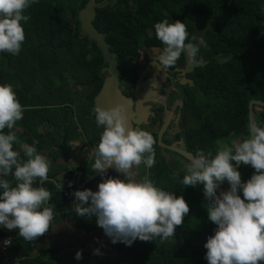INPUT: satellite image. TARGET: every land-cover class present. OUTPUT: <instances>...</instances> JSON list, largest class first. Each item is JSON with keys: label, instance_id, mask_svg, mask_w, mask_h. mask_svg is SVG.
Here are the masks:
<instances>
[{"label": "trees", "instance_id": "trees-1", "mask_svg": "<svg viewBox=\"0 0 264 264\" xmlns=\"http://www.w3.org/2000/svg\"><path fill=\"white\" fill-rule=\"evenodd\" d=\"M88 1L38 0L31 4L25 11L30 20L22 21L26 39L20 53H0V84L11 83L24 108L23 118L18 121L22 133L17 136L29 145L38 140L35 144L38 153L50 161L48 181L43 185L37 182L34 186H43L51 192L49 204L54 205V220L68 216L82 229L95 227L97 218L77 216L71 206V201L75 202L74 192L97 191L102 181L96 179L80 188L69 173L65 176H71V180L59 191L56 188L59 183L54 178L66 170L55 163L60 153L65 157L71 153L69 144L82 136L86 144L94 148L103 131L97 126L93 112V98L101 85L98 79L102 57L95 45L87 48V39L81 34L77 20L78 12ZM97 2L105 7L96 10L93 26L106 35L105 41L116 55L125 78L130 76V68L139 59V49L146 41L163 47L155 35L157 22L180 20L185 23L188 36L194 33L191 22L197 21L199 26L208 28L207 45L200 52L209 65L202 73L204 76L198 78V86L207 101L197 104L191 97L185 100L183 144L193 156L199 151L215 154L216 141L232 146L248 136V103L251 100L264 102V0ZM177 63L182 64L181 57ZM74 86H79V92ZM255 108L253 120L264 126V117L257 115ZM258 108L264 110V107ZM197 111L203 113V119L191 126L192 114L199 113ZM45 125L52 127L51 132L39 133L38 129ZM63 147H66L64 151ZM154 148L156 162L151 168L142 164L144 176L157 187L183 195L190 212L168 240L137 238L131 246L113 243L106 253L114 257L111 259L105 253L100 256L99 264H208L204 245L215 234L217 225L208 219L203 185L185 188L180 183L184 165L178 159L182 158L170 152L171 159L166 162L157 143ZM238 171L242 182H247L255 172L243 163ZM174 172L180 175L174 177ZM7 179L15 185L11 176ZM223 187V184L219 186ZM239 195L243 198L242 189ZM3 229L6 228L0 225V237H11V251L19 264H49L39 256H31L46 234L26 241L19 236V230L6 232Z\"/></svg>", "mask_w": 264, "mask_h": 264}, {"label": "clouds", "instance_id": "clouds-1", "mask_svg": "<svg viewBox=\"0 0 264 264\" xmlns=\"http://www.w3.org/2000/svg\"><path fill=\"white\" fill-rule=\"evenodd\" d=\"M33 3L38 0H0V53H20L26 39L22 21L30 20L25 11ZM154 27L156 38L164 45L155 61L161 70L173 68L182 54L197 57L198 45L186 43L188 32L184 22L169 23L164 19ZM23 112L13 85L0 84V225L9 230L19 229L20 237L32 241L49 232L54 205L49 204L48 189L34 186L48 181L49 159L38 153L35 147L38 140L29 145L13 131ZM93 112L97 126L103 131L98 145L89 154L94 159L92 169L99 170L103 177L108 169L114 168L124 179L104 178L97 191L76 190L73 205L77 216H95L98 226L113 243L131 246L137 238L168 240L183 225L190 207L183 195L155 186L147 175L137 179L141 164L151 168L156 162L155 137L148 130L129 126L124 104L110 109L96 105ZM216 144L215 154L199 151L181 169L184 175L180 183L185 188L195 187L198 182L203 185L208 219L217 225L215 234L204 245L206 259L208 264H262L264 126L251 120L248 136L241 142L228 146L218 140ZM241 162L255 170L247 182H242L236 167ZM179 175L173 173L174 177ZM9 176L15 181L14 186L7 179ZM225 180L230 190L217 195V188ZM62 186L56 184L59 191ZM241 189L243 198L239 195ZM8 244L10 241H5ZM75 258L82 259V253L77 252Z\"/></svg>", "mask_w": 264, "mask_h": 264}, {"label": "flooded vegetation", "instance_id": "flooded-vegetation-1", "mask_svg": "<svg viewBox=\"0 0 264 264\" xmlns=\"http://www.w3.org/2000/svg\"><path fill=\"white\" fill-rule=\"evenodd\" d=\"M199 28L205 31V44L200 49H198L197 57L195 59H190L193 62L202 63L204 65L192 67V70L190 72L186 71L184 54L181 55L182 64L176 63L173 68H169L166 71L161 70L160 67L155 64V61L156 58L161 54L164 45L162 44L163 47L159 48L156 47L152 41L150 48L144 50L139 49L140 57L137 62H134L133 66H131L130 76L128 78H125L121 74L120 68L118 66V88L125 98H132V111L136 103L133 96L136 92V87L137 85H139L138 83L141 79L138 101H141H139V103L141 104L142 108H144L143 116L146 118L144 120L142 118L141 122L146 123L139 128L150 131L155 137L157 143V134L166 118L170 116V124L163 135L162 141L167 146H175L176 148L184 150L188 153L190 152L183 144L184 134L186 130V124L183 121V114L186 110L185 100L191 97L197 104H202L204 101H207L206 95L198 86V78L200 76H204L202 73L204 69H206V67L209 65V61L205 59L200 52L202 48L207 45L205 35L208 28L201 26H199ZM193 31V36L191 35L192 33H190L188 36L190 39H188L186 43H196V39L194 41L192 40V37H196L197 35L194 27ZM140 61L145 62L141 67L139 66ZM103 67L104 65L102 63L99 71L100 79H98L101 81V85L103 83V80L107 76L106 72L101 74V70L103 69ZM189 82H191V85L188 84ZM171 94H173L172 98H169ZM202 114V112H193L191 117V126L196 125L203 119ZM179 161H182L184 163L183 165L188 164L184 159L179 158L178 162Z\"/></svg>", "mask_w": 264, "mask_h": 264}, {"label": "water", "instance_id": "water-1", "mask_svg": "<svg viewBox=\"0 0 264 264\" xmlns=\"http://www.w3.org/2000/svg\"><path fill=\"white\" fill-rule=\"evenodd\" d=\"M105 7L104 4L98 3L97 0H89L84 7L78 12L77 20L79 22V29L82 35H84L87 39L88 45L87 48H91L93 45L99 50L101 57H102V63L104 65L103 69L101 70V74L105 73L107 76L103 80V83L101 85V88L98 92V94L93 98V108L96 105H99L103 108L110 109L112 107H115L117 104H124L127 108V114L129 117L128 123L130 127H140L146 122H141V119H146L143 116L144 108H142L141 104L138 101V95L141 85V79L139 81V85L136 87V92L134 94V99L136 101L135 107L132 111V98L127 99L125 98L118 86V63L116 60V55L112 54L110 52V46L106 43V35L98 32L94 26L93 21L96 17V10L101 9ZM192 26L196 30V43L195 45H198V49H200L204 44V30H201L198 26V22L194 21L192 22ZM201 40L203 43H201ZM185 62H186V71L190 72L192 70V67L202 66L204 64L193 62L191 61L190 57L185 53ZM191 85V82L188 83ZM141 102V101H140ZM255 107H264V102L257 101V100H251L248 103V124L251 120L254 118V108ZM170 116L166 118L165 122L162 124L158 134H157V147L160 150L161 156L165 159L166 162H168L170 158V152L177 154L182 159L187 161L188 163L191 162V158H193V155L191 153H188L184 150H181L179 148H176L175 146H167L163 141V135L166 132L169 122H170ZM62 144H64V140L62 141ZM66 148L63 147V151ZM242 163V162H241ZM240 164L236 165L237 170L240 167ZM92 169V167H91ZM118 173L114 168H110L107 171V174L102 177L101 172L99 170L93 171L90 178L85 182V184L89 182H94L96 179H99L102 181L104 178H109L114 176ZM78 181V180H77ZM199 182L197 183V185ZM231 188L230 184L226 191H229ZM225 191V192H226ZM222 191L217 188V195H220Z\"/></svg>", "mask_w": 264, "mask_h": 264}, {"label": "crops", "instance_id": "crops-1", "mask_svg": "<svg viewBox=\"0 0 264 264\" xmlns=\"http://www.w3.org/2000/svg\"><path fill=\"white\" fill-rule=\"evenodd\" d=\"M21 133L22 132H16V134ZM68 147L71 153L67 157L62 156L60 153L55 163V166H63L66 170L57 175L54 180L66 186L69 180H71V176L67 178L65 175L72 173V181L80 186V188H83L84 185H86L85 182L93 173V169L90 168L92 170L91 175L88 179L84 177L86 166H92V162L94 161L92 157L89 158V154L93 148H90L85 141L81 142L80 139L77 142L69 144ZM137 171V179H142L144 177L142 164ZM71 206L72 210H74L73 201H71ZM3 230L8 232L19 229L9 230L6 228ZM97 237L98 232L95 227L82 229L68 216L63 218L56 217L51 223L49 232L46 233L44 239L40 244L34 247L31 256H39L49 264H93V261H97L96 264H99L102 258L95 253L94 249ZM77 252L82 253V259L77 260L75 258ZM106 254L111 257V253ZM12 257L14 258V256ZM15 261L19 264L17 259H15ZM0 264H2L1 256Z\"/></svg>", "mask_w": 264, "mask_h": 264}, {"label": "built area", "instance_id": "built-area-1", "mask_svg": "<svg viewBox=\"0 0 264 264\" xmlns=\"http://www.w3.org/2000/svg\"><path fill=\"white\" fill-rule=\"evenodd\" d=\"M117 177L123 179V175L119 172L114 176V178ZM95 229L98 232V237L94 249L95 253L96 250L99 249V254L97 255L100 257L103 256L112 247L113 242L112 239L105 234L104 229L98 226L97 219L95 220ZM5 241H10V244L5 245ZM0 256L2 264H17L15 259L12 257L13 255L11 251V237L9 235L5 237H0ZM96 263L97 261H93V264Z\"/></svg>", "mask_w": 264, "mask_h": 264}, {"label": "rangeland", "instance_id": "rangeland-1", "mask_svg": "<svg viewBox=\"0 0 264 264\" xmlns=\"http://www.w3.org/2000/svg\"><path fill=\"white\" fill-rule=\"evenodd\" d=\"M208 18H210V16L208 17ZM151 41H147L146 43H145V46H143L142 48H141V50H144V49H147V48H150V46H151ZM220 59V58H219ZM144 63L145 62H143V61H140L139 62V66L141 67V66H143L144 65ZM74 90H76V91H78L79 92V90H80V88H79V86H74ZM172 95L173 94H171L170 96H169V98H172ZM196 97H197V95H196ZM255 113L257 114V115H261V116H263L264 117V110H262V109H260V108H258V107H256L255 108ZM94 124V123H93ZM95 126V125H94ZM15 132H17V133H19V132H22V130L19 128V126H18V122H17V124H16V126H15V128L13 129ZM51 130H52V127H49V126H42V127H40L39 129H38V132L39 133H41V134H44V133H46V132H51ZM80 141L81 142H83V141H85V139H84V137H80ZM85 143H86V141H85ZM66 148V147H65ZM216 148H217V144H216ZM182 165L184 164L182 161H179ZM233 163H235V162H233ZM91 173H92V170L90 169V167L88 166H86V170H84V177H87V179L89 178V176L91 175ZM86 179V180H87ZM85 180V181H86ZM223 185H224V187L223 188H219L222 192H225L226 190H227V188H228V186H229V183L227 182V180H225L223 183H222ZM114 256H112L111 255V259L113 258Z\"/></svg>", "mask_w": 264, "mask_h": 264}]
</instances>
